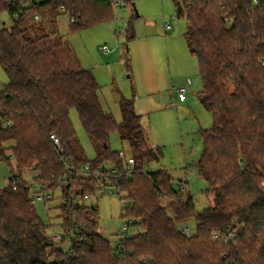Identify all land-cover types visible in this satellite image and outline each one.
Returning a JSON list of instances; mask_svg holds the SVG:
<instances>
[{
    "label": "trees",
    "instance_id": "16d2710c",
    "mask_svg": "<svg viewBox=\"0 0 264 264\" xmlns=\"http://www.w3.org/2000/svg\"><path fill=\"white\" fill-rule=\"evenodd\" d=\"M115 1L58 0L53 8L64 3L75 16L69 29L78 31L112 20ZM131 1L124 0V7ZM7 2L0 0V13L12 11ZM173 2L176 16L186 20L183 35L198 62L197 96L211 115V126L200 130L203 148L195 165L208 184V205L196 211L187 182L175 183L167 170L144 171L162 152L148 145L134 100H119L120 121L105 111L91 70L64 69L52 37L32 38L20 27L28 12L0 29V65L8 76L0 91V160L16 168L0 187V264H264V0ZM130 21L126 46L135 38ZM72 109L88 139L100 145L93 158L77 152ZM115 131L128 142L131 170L123 153L110 147ZM24 171L39 174L29 184ZM108 184L128 201L123 216L139 225L134 234L121 236L117 252L96 231L97 206L71 202ZM35 192L48 194L46 202L58 201L60 231L82 242L50 238L51 224L32 202ZM191 219L195 231L188 227L187 236L183 227ZM235 227L237 236L223 241Z\"/></svg>",
    "mask_w": 264,
    "mask_h": 264
},
{
    "label": "rangeland",
    "instance_id": "374dc122",
    "mask_svg": "<svg viewBox=\"0 0 264 264\" xmlns=\"http://www.w3.org/2000/svg\"><path fill=\"white\" fill-rule=\"evenodd\" d=\"M131 2L134 5L129 2L125 7H114L112 20L78 31L69 29L66 12L55 11L52 7L39 10L38 22L29 17L20 23V27L25 28L26 34L32 38L43 34L52 37L58 44L56 54L64 69L91 70L99 85L102 107L116 120L122 119L119 100L122 97L134 100L148 145L159 147L162 152L157 161L144 165V171L165 169L175 183L187 182V188L194 197L195 210L200 211L208 205L205 195L208 184L198 176L195 165L203 148L200 130L208 129L212 121L209 111L197 96L202 84L197 59L189 53L183 35L186 20L176 16L173 0ZM135 12L138 16L133 20ZM130 20L133 21L135 38L126 46L124 30ZM163 22H170L172 29L164 30ZM13 23L7 11L0 13V29L10 28ZM103 46L108 51H103ZM126 53L130 67L126 64ZM187 79L191 81L186 91L187 100L179 103L176 90L186 85ZM7 83L8 76L0 65V91ZM70 119L76 132L77 152L93 158L100 145L88 139L74 109L70 110ZM110 147L121 151L126 158L130 156L127 140L116 131L110 134ZM15 169L14 162L0 160L1 187L9 182ZM22 175L29 184L33 183L28 171ZM110 191L112 193L104 189L97 191L83 202L97 206L100 234L114 247L122 236V223L129 219L123 216L124 200L121 197L124 194H117L114 188ZM56 204L57 200L48 201L46 209L42 202H34L42 221L51 224L49 234L60 232ZM185 226L194 232V219Z\"/></svg>",
    "mask_w": 264,
    "mask_h": 264
},
{
    "label": "built area",
    "instance_id": "2783aa9c",
    "mask_svg": "<svg viewBox=\"0 0 264 264\" xmlns=\"http://www.w3.org/2000/svg\"><path fill=\"white\" fill-rule=\"evenodd\" d=\"M58 0H8V5L10 7V9L12 10L10 12V17L13 18H18L22 15H25V14H28V12H32L31 13V17L33 19V21L35 22H38L40 20V14H39V10L41 9H46V8H49V7H52L53 10L55 11H58V10H61V11H64L67 13L68 15V20L69 22H73L75 21V16L67 11V8H66V5L64 3H59L56 5V8L57 9H54L53 6L57 3ZM114 6H123L124 7V0H116L114 2ZM163 28L165 30H169L171 29V24L170 22H163ZM102 50L103 51H108L106 49V47H102ZM190 83V80L187 79L186 81V85L182 86V87H179L177 90H176V98L177 100H180V101H183L185 98H186V91H187V85ZM173 100V99H172ZM172 103V102H171ZM173 104V103H172ZM10 124V121H5L4 122V125L5 126H8ZM49 138L51 139L52 143L54 144V146L61 151V146H60V142L58 140V138L56 137V135L54 133H51L49 134ZM127 162H128V169L131 170L133 169L134 167V160L133 158L131 157H128L127 158ZM89 168L88 164H86L84 166V170L87 171ZM39 173L38 171H34L32 172L31 174V177H35L37 176ZM181 184V182H180ZM1 187V186H0ZM12 187L15 188V184H12ZM110 188H114L116 193L117 194H121L120 190L116 187H114L112 184H108L104 190H106V192H110ZM48 197V194H46V196H44L42 193H39V192H35L34 193V196H33V199H32V202L34 203L35 201H38V202H44V207L46 209H48V205H47V202L45 201L46 198ZM89 196L88 195H78L77 197H72L71 198V202L73 204H77V203H81L83 202V200L85 199H88ZM123 198V197H121ZM124 200V203L123 205L125 206L128 201L123 199ZM128 222H123L122 223V227H121V234L122 235H132L133 233L137 232L139 230V225L137 223V220L133 219V218H128ZM131 227L130 229H128V227ZM183 230L184 232H186L187 236H190L191 233L189 231V228L188 227H183ZM96 231L100 233L98 227L96 228ZM133 231V233L131 232ZM237 236V228H233V229H230L228 230L222 237L221 239L225 242H229L231 239H233L234 237ZM50 238L54 241V242H61L64 238L68 239V240H76L78 243L82 242V237L80 236H74V235H66L64 236L62 234V232H58V233H52L50 234ZM214 238L215 239H218V236L215 234L214 235ZM116 248V252L119 250L120 248V241L118 242V244L115 246ZM51 261V259H50Z\"/></svg>",
    "mask_w": 264,
    "mask_h": 264
},
{
    "label": "crops",
    "instance_id": "0c3cea01",
    "mask_svg": "<svg viewBox=\"0 0 264 264\" xmlns=\"http://www.w3.org/2000/svg\"><path fill=\"white\" fill-rule=\"evenodd\" d=\"M171 29H172V27H171ZM171 29H169V30H171ZM165 30V29H164ZM167 31V30H166ZM96 78V77H95ZM98 83V82H97ZM191 85V81H190V83L187 85V88L189 89V86ZM188 89H187V92H188ZM172 98H170V100H171ZM186 100H187V97L183 100V101H180V100H178V102L179 103H184V102H186ZM135 106V105H134ZM136 109V108H135ZM136 112L139 114V112L137 111V109H136ZM140 115V114H139ZM142 128H143V126H142ZM146 138H148V137H146Z\"/></svg>",
    "mask_w": 264,
    "mask_h": 264
}]
</instances>
